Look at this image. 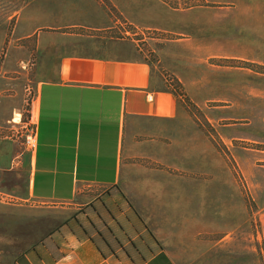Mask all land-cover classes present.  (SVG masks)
<instances>
[{
    "label": "crops",
    "instance_id": "obj_1",
    "mask_svg": "<svg viewBox=\"0 0 264 264\" xmlns=\"http://www.w3.org/2000/svg\"><path fill=\"white\" fill-rule=\"evenodd\" d=\"M86 7L34 33L35 143L0 168V264H181L187 221L210 219L225 178L206 177L188 109Z\"/></svg>",
    "mask_w": 264,
    "mask_h": 264
},
{
    "label": "rangeland",
    "instance_id": "obj_2",
    "mask_svg": "<svg viewBox=\"0 0 264 264\" xmlns=\"http://www.w3.org/2000/svg\"><path fill=\"white\" fill-rule=\"evenodd\" d=\"M86 2L188 109L193 145L209 158L206 177L225 178L224 204L213 197L207 223L187 221L180 263L264 264V0H0V168L32 148L34 33L78 18L72 6Z\"/></svg>",
    "mask_w": 264,
    "mask_h": 264
},
{
    "label": "built area",
    "instance_id": "obj_3",
    "mask_svg": "<svg viewBox=\"0 0 264 264\" xmlns=\"http://www.w3.org/2000/svg\"><path fill=\"white\" fill-rule=\"evenodd\" d=\"M150 98L152 97L150 96ZM33 119H34V112H32V120L30 121V123L34 125L33 132L27 136V144L28 146H32V147L34 146L35 143V124H36L33 121Z\"/></svg>",
    "mask_w": 264,
    "mask_h": 264
}]
</instances>
